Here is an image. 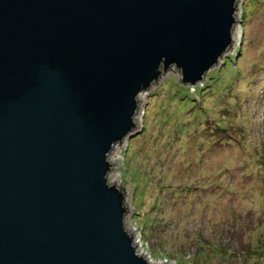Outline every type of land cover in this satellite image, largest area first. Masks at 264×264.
I'll return each mask as SVG.
<instances>
[{
    "label": "water",
    "instance_id": "1",
    "mask_svg": "<svg viewBox=\"0 0 264 264\" xmlns=\"http://www.w3.org/2000/svg\"><path fill=\"white\" fill-rule=\"evenodd\" d=\"M238 1L0 0V264H152L108 158L163 71L232 48Z\"/></svg>",
    "mask_w": 264,
    "mask_h": 264
},
{
    "label": "rangeland",
    "instance_id": "2",
    "mask_svg": "<svg viewBox=\"0 0 264 264\" xmlns=\"http://www.w3.org/2000/svg\"><path fill=\"white\" fill-rule=\"evenodd\" d=\"M236 19L202 82L162 69L108 158L152 264H264V0H239Z\"/></svg>",
    "mask_w": 264,
    "mask_h": 264
},
{
    "label": "bare ground",
    "instance_id": "3",
    "mask_svg": "<svg viewBox=\"0 0 264 264\" xmlns=\"http://www.w3.org/2000/svg\"><path fill=\"white\" fill-rule=\"evenodd\" d=\"M233 32H234V30H233ZM138 99H139V97H138ZM138 102H139V100H138ZM136 116H137V114H136ZM135 119H136V117H135ZM111 154V153H110ZM109 177H110V174H109ZM126 226V225H125ZM135 243V242H134Z\"/></svg>",
    "mask_w": 264,
    "mask_h": 264
}]
</instances>
